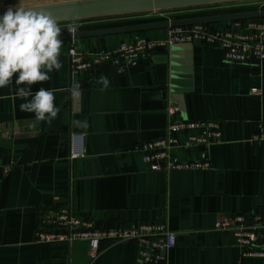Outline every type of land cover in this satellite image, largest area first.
<instances>
[{"label":"crops","instance_id":"obj_1","mask_svg":"<svg viewBox=\"0 0 264 264\" xmlns=\"http://www.w3.org/2000/svg\"><path fill=\"white\" fill-rule=\"evenodd\" d=\"M65 1L71 0H0V8ZM262 9L264 0H223L60 27L63 33L71 24L85 31ZM166 32L61 40V69L50 73V81L31 86L33 93L41 87L55 90L60 111L50 122L33 127L34 114L20 111L24 101L13 96L15 77L0 89V264H137L134 242H104L94 260L88 241L35 244L41 211L66 204L77 219L90 220L100 230L163 224L177 234L164 264H264V259L242 256L231 233L212 231L222 217H264V143L250 142L264 130V61L226 63L218 45L195 41L139 56L122 74L103 66L78 79L70 75V46L95 53L139 35L162 40ZM101 76L107 87L99 82ZM77 84L82 95L74 99L68 90ZM168 103L179 108L174 119L218 122L221 139L207 149L208 169L154 171L134 149L164 134ZM77 120L86 126H77ZM72 135L84 136L83 157L68 158ZM174 154L185 161L196 159L199 151Z\"/></svg>","mask_w":264,"mask_h":264},{"label":"built area","instance_id":"obj_2","mask_svg":"<svg viewBox=\"0 0 264 264\" xmlns=\"http://www.w3.org/2000/svg\"><path fill=\"white\" fill-rule=\"evenodd\" d=\"M222 29L213 24H196L167 29L162 40L147 39L139 35L129 43L95 53L77 52L73 46L67 51L69 71L73 79L83 73L110 66L117 74L136 64L139 56L148 55L157 48L171 47L180 43L202 41L218 45L222 60L226 63L251 65L264 61V18L226 22ZM257 94V89H252ZM179 108L172 103L165 107L166 126L164 134L157 139L134 147L141 153L142 161L154 171L206 170L210 167L207 149L221 139L218 122L174 119ZM83 135H72L68 158L84 156ZM250 142L264 143V130L250 138ZM198 150L196 159L179 161L175 152L187 153ZM212 231L231 233L242 256L264 259V217L260 215H234L215 221ZM176 233L163 224H142L137 227H117L100 230L90 220L77 219L69 204L43 209L34 230L37 245H67L74 241H88L94 260L98 249L106 242L109 246L126 242L137 245V264H164L166 252L176 246ZM63 264H68L67 262Z\"/></svg>","mask_w":264,"mask_h":264},{"label":"clouds","instance_id":"obj_3","mask_svg":"<svg viewBox=\"0 0 264 264\" xmlns=\"http://www.w3.org/2000/svg\"><path fill=\"white\" fill-rule=\"evenodd\" d=\"M67 30L75 33L78 26L71 24ZM61 27L49 13L16 7H9L0 17V89L13 83L16 85L14 98L24 102L19 105L21 112L34 114L32 126L41 121L54 120L60 108L54 104L55 90L41 87L35 93L31 86L51 80L50 73L59 71L62 41ZM99 82L108 85L106 77ZM74 99H79L82 90L79 84L68 90ZM77 126H86L74 121Z\"/></svg>","mask_w":264,"mask_h":264},{"label":"water","instance_id":"obj_4","mask_svg":"<svg viewBox=\"0 0 264 264\" xmlns=\"http://www.w3.org/2000/svg\"><path fill=\"white\" fill-rule=\"evenodd\" d=\"M223 0H71L39 6L22 7L25 9L43 11L54 17L58 24L92 20L105 17L128 16L152 12L186 9L213 5ZM8 8H0L2 17ZM16 8H13L15 10ZM264 18V9L220 14L191 19L173 21H158L137 25L112 27L96 30L63 32L60 40H76L90 37H101L116 34L142 33L171 27H185L196 24H217L237 20ZM173 87V83L171 82ZM174 91V90H170Z\"/></svg>","mask_w":264,"mask_h":264},{"label":"rangeland","instance_id":"obj_5","mask_svg":"<svg viewBox=\"0 0 264 264\" xmlns=\"http://www.w3.org/2000/svg\"><path fill=\"white\" fill-rule=\"evenodd\" d=\"M249 7H240V8H237V9H248ZM251 8H255V9H259V8H257V7H251ZM59 26L60 25H63V24H58Z\"/></svg>","mask_w":264,"mask_h":264}]
</instances>
